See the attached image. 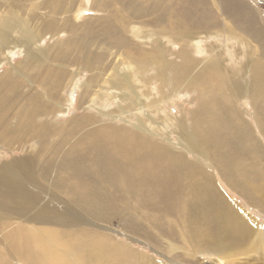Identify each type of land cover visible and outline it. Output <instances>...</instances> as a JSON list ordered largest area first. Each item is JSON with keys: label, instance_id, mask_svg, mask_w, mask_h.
<instances>
[{"label": "rangeland", "instance_id": "1", "mask_svg": "<svg viewBox=\"0 0 264 264\" xmlns=\"http://www.w3.org/2000/svg\"><path fill=\"white\" fill-rule=\"evenodd\" d=\"M156 1L157 0H104L105 3L103 2L100 4V0H73L71 3L64 4L61 9H59V7L58 9L57 7L53 8L51 4L45 3L44 0H11L8 4V6H10L8 9L0 2V19L7 12L8 18L12 17V22L15 21L13 23L15 25H12V29L8 32V41H10L9 48H0V77L6 74V79L17 82L20 89L23 91L30 90V98H38L41 104V110L35 113L34 118L36 122L48 125L54 129L60 126L65 127V134H52L49 135L50 137H48V135L46 136L47 140L52 137V142H54L52 148H56L57 150L55 155L57 160L56 162L49 163L50 170L46 172L37 171L35 180L33 181L34 186L37 188H34V190L38 192V194H36V203L38 202L39 208L40 205H43L47 200L49 201L50 197L55 199L57 196V199L61 200L60 203L64 204L66 209L80 215L79 217H82L80 218L82 219L81 221L84 220L86 223L79 225H55L53 226L54 231L49 230L50 224H35L29 221L26 226L35 225L47 230L49 235L55 238L58 249L64 255V257L60 259L67 260L71 253L73 258L71 264H264V205L260 207L253 205L236 188L234 190L232 189L233 187L230 186V183L224 176L222 178L220 172H218L209 160L198 154H194L192 151H185L180 146L185 142L184 132L189 131L188 129L191 130L192 127V123H190V111L197 108L199 103L202 102V96L205 95V92H208L206 90L216 89L218 86L220 87L223 82H230V78L233 81L236 80L237 84L240 83L242 88L244 85H247L245 79L250 81V75L246 69L245 62L257 57L256 55L261 53V48L264 50V37L260 36L259 27V18H264V0H235V11L237 14L232 19L218 7L221 5L220 0H161V4H157L158 6L156 5ZM221 2L225 4V11L228 1L221 0ZM139 3L143 4V7L148 8L149 11L147 10L148 13L146 15L152 12V9L156 10L157 15L161 13V17L163 12L165 16L166 14L172 13L179 16L180 11L185 10V12L181 13L185 14L188 22H183L181 25L184 24L185 27H188L191 23L194 24V26L191 27L193 32L188 36L186 35V37H180L181 34L175 30V25H172L173 30H169L170 27L168 28V26H170L169 24H171L174 19L172 21L166 20L168 25L162 24L163 27L146 26L144 28L148 32L153 31L154 34L151 35L152 38L150 37L149 40H146L149 42L148 45L143 44L145 38L139 39L140 33H137L132 27L136 22L130 14L134 9L133 5ZM103 4H105V6H102ZM249 8L252 13L248 15ZM255 9L258 10V12H255ZM122 15L128 16V23L122 21ZM206 15L216 20L218 26L216 29L208 28L204 31L206 26L202 28V30L199 29L201 28L200 26H196L201 16L205 18ZM102 16L106 17L108 23L112 25L113 28H116L118 31L120 30L119 34L122 37H120L117 43H112L110 40L113 38L108 39L102 33L98 35L97 33L89 34L84 30L81 31L79 35L80 39H89L94 36V40H96L89 45V49L95 55L94 66H91L92 68L87 69L88 66H85V68L80 69V67L76 65H69L67 69L69 72L66 74V80L64 81L67 83L56 92V97L49 93L48 86L45 88L38 81H34L30 84L28 79L32 78L31 73L33 70H27L26 64L23 62L25 60V46H30L31 49H35L39 46L54 48L55 44L60 45L61 43L60 46L66 44L68 45L66 54L71 57L75 51V43L73 42L78 38V34H76L78 31H76L75 28L63 25L65 24L64 21L66 19L68 21L74 20V24H83L86 23V21L88 22L89 19L90 21L99 20V17ZM246 16H252L253 21H249ZM73 17L74 19H72ZM151 17L152 15L150 18ZM226 17L229 21L227 24L235 28L236 31L234 33L230 34L224 28L223 21ZM243 19H245V21H243ZM48 22H52L55 26L56 34L54 36H50L51 33L49 31L52 30L46 32L43 31L41 27ZM160 22L161 19L159 18L156 20L155 25ZM40 27L41 32L38 33L37 30H39ZM118 31H116V36H118ZM236 32L241 35L236 34ZM156 33H158V35H156ZM168 33H171V35ZM173 33L176 38L172 36ZM141 35H143V33ZM195 36L198 39L196 41H201L200 45L202 48L199 50L203 52L199 54L190 51L191 49L189 50L188 47L184 45L188 44V41H191ZM225 37H227V39H225ZM35 38L37 41H35ZM19 41L22 45H15V43ZM151 43L156 50L163 53L165 60L171 62L172 65H179L181 64L179 62H183V58L181 57L182 50L187 53L190 52L189 55L192 58L194 57L192 61L194 69L192 71L194 72L195 69V71H197L199 68L200 74H203L201 82H203V84L206 83L204 87L205 91L187 87V80H183L179 84L174 85L167 80H163L164 78L162 79L155 74L158 73L155 69V64L147 65L150 69H147V71L145 69L146 65L133 62L135 65L134 71H129L128 69L131 64L128 63L127 57L132 48L136 45L138 47H150ZM71 47L74 48L71 49ZM204 60H208V62ZM262 61L264 62V58H262ZM47 62L53 63L55 60L49 59ZM210 62H215L218 66H221L216 70L218 71L217 73H215L216 71L213 73L212 70H208L206 73L203 72L206 68L205 64L208 65ZM76 63L83 66L80 60H76ZM15 67L16 69H14ZM18 70L20 72L23 71V73H17ZM77 70H79V73L76 75L75 71ZM124 70L127 72L126 77L119 74L124 72ZM165 75H167V73H165ZM206 75L208 76L206 77ZM117 77L119 79L121 78V81H127L129 83H127V85H122L120 82H113ZM108 78L112 80L109 81ZM88 79H90L89 83L87 82ZM70 81L72 85L68 88ZM224 83L221 86H224ZM124 86H128V89H123L122 87ZM67 88L69 89L68 91ZM124 90L129 93L130 98H128V100L120 96L121 92ZM226 90L227 89H216L217 92L223 93H220L222 97L224 95L223 104L231 105L230 99L233 100V96ZM200 91L204 92L202 96H200ZM69 93L71 94L69 95ZM122 99L124 101H121ZM249 99L250 98L244 94L236 98L235 100H238L235 102L236 109L240 108V110L243 111V113L240 112L241 115L248 123L252 124L253 130L256 132L254 134L263 141L264 136L256 120L258 118L257 112ZM138 100L141 101V103L134 104V102ZM28 101L29 97L26 99L24 105L15 107L10 115L9 122L13 121V115L16 114L17 111H20L19 108H24ZM120 105L122 106L119 107ZM146 114L151 116V119L147 120ZM261 116L264 117V114L261 113ZM177 120H179V123ZM136 123H142V125L147 127L144 132L150 135V138L154 141H159V144H163L170 152H172L171 149L181 152L185 151L183 154L186 159L192 162L199 159L201 162L199 168L209 171L208 174L212 177V179L206 178V180H209V186L213 185L211 186V191L221 192L225 195L226 199L235 202L238 205V209L247 213L249 218L246 215H243V218L239 217L240 219L238 222L241 226L238 224L237 227L234 225V228H224L226 225L224 226L222 223H216L217 219L213 218L212 211L215 210V208L211 206L212 203L208 197L204 196V199H202V195L200 194L199 196L197 195L198 198H195L197 197L196 194L202 193L198 192V190L194 191V193L192 191L191 193L187 192V194H185L187 200L191 198V201L190 199L188 201L193 205L194 216L198 221L201 219L203 224H205V227L202 224L201 231H203V233L206 231L204 233V236H207L206 239H208V241L220 242V246L224 247L219 255H213L214 252L209 251L211 248H202L201 253L188 239L184 240V235L182 237L183 233L181 234L182 229L179 227L181 226L179 224L181 220L177 218V216H161L160 213H156L157 202L154 203V199L150 201H153V203H148L143 207H139L135 200L128 199L130 195H121L117 192L115 195L118 200L113 204L114 207H111L110 213L104 212L101 217H94L93 215L90 216L88 212H85V207L80 201V203L77 202V196L73 193L74 190L67 187L69 177H71L70 171L61 166L62 164L58 161V154L68 146L72 139L79 137L84 131L92 129L95 126L105 124L120 126L124 124L125 126L131 127ZM35 141V139L24 136L15 141V145H17L15 147H10L1 141L0 166L4 162H8L14 158L32 155V153L36 151L32 150V147H36ZM250 161H254L255 164ZM256 161L258 160H248V163H252L250 164L251 168L249 165H246L247 161H245L244 163L246 166L243 167L247 168H244L243 171L246 174L250 173L248 176L254 179V181H259L263 176L258 173L259 177L256 174L257 172L252 171H256L257 169L262 171L264 167L263 163H256ZM244 163H242V165ZM248 168L252 170L250 171ZM253 173L257 176H253ZM214 186L218 190L213 188ZM186 191L187 190H184V192ZM190 194L195 195V197ZM187 195L190 197H187ZM258 195L261 196L260 193ZM206 200L208 201L206 202ZM200 201L202 203H200ZM196 202H199V204ZM203 202H205V204ZM206 203L209 206L206 205ZM228 205L229 208H232L231 204ZM207 206L212 209L209 208L208 211ZM35 210L36 204L28 210V218ZM112 210L114 211L112 212ZM240 210H238L239 213H241ZM205 213H208L209 216ZM25 216L26 214H23L21 219H19L13 213L0 215V238L6 239L9 237L8 231L15 227L24 226V223L21 221ZM204 217L206 219H211L205 220ZM130 224L132 225L130 226ZM244 226H247V234L243 230ZM208 227L209 230H206ZM76 229H82V231L78 232L76 236L71 237L70 232ZM85 229L107 234L108 237L112 238L115 247L122 249L123 252L119 254L120 256L116 255L111 263H106L102 259H95L93 262L88 263L86 257L78 254L76 251H72L77 237L85 233ZM211 233L212 236H210ZM241 233L245 234V237L237 239L238 235ZM6 247L2 249L0 243L1 256L5 258L4 252L6 254V260L10 263L23 264L16 251L10 249L7 245ZM112 251H114V249H112Z\"/></svg>", "mask_w": 264, "mask_h": 264}, {"label": "bare ground", "instance_id": "2", "mask_svg": "<svg viewBox=\"0 0 264 264\" xmlns=\"http://www.w3.org/2000/svg\"><path fill=\"white\" fill-rule=\"evenodd\" d=\"M10 1L11 0H0L1 4L6 6V9L10 7L8 6ZM72 1L73 0H44L45 3H49L53 8L57 7V9L58 7L61 9L64 4L71 3ZM227 1L228 5L225 11V4L222 3L221 0V5L218 7L223 13L232 19L237 14L235 11V0ZM103 2L104 0H100V4ZM157 4H161V0H157L156 5ZM102 6H105V4ZM133 6L134 9H131L132 11L130 14L136 24L132 27L137 33H140L139 39H142L143 37L145 38V41L143 42L145 45L149 44L146 40H149L154 32H148L144 28L146 26L157 27L162 26V24L168 25V20L172 21L174 19V21L169 24L170 26H168V28L170 27L169 30H173L172 25H175V30L181 34L180 37H186V35L188 36L193 32L191 27H193L194 24L191 23L188 26L189 28L185 27L184 24L181 25L183 22H188L185 14L181 13L185 12V10L180 11L179 16L175 13L166 14L165 16V13L163 12V19L161 13H158L159 15H157L156 10L154 9L146 15L149 10L148 8L143 7L144 5L141 3ZM52 7L51 9L53 11ZM254 11L258 12L256 9ZM248 12V15L252 13L250 8ZM151 15L152 17L150 18ZM122 16V21L128 23V16ZM74 17L72 19H74ZM10 18H8L6 12V14L0 19L1 49L9 48L10 41H8V32L12 29V25H15L13 24L15 21L13 20L14 22H12L13 18ZM159 18L161 19V22L155 25L156 20ZM247 19L251 22L253 21L252 16L247 17ZM243 21H245V19H243ZM64 23L65 24L63 25L75 28V30L78 31V33H76L78 34V38L73 42L75 43V51L71 57L66 54L68 45L65 44L60 46L61 43L60 45L55 44L54 48H45L41 46L35 49H31L30 46H25L24 48L25 60L23 62H25L27 70H33L31 73L32 78L28 79V81L30 84L34 81H38L45 88L48 86L49 93L53 96H55L56 92L67 83L64 81L66 80V74L69 72L67 70L69 65H76L77 67H80V69L85 68V66H88L87 69H90L92 68L91 66H94L95 55L89 49V45L96 40H94V36L89 39H80L79 35L82 30L89 34L97 33L99 35L102 33L108 39L113 38L110 40L112 43H117L120 37H122L119 34L120 30L118 31L116 28H113V26L108 23L105 16L99 17V20L97 19L95 21H90L89 19L88 22L86 21V23L83 24H74V20L68 21L67 19ZM227 23H229V21L226 17L224 18L223 26L228 33H234L236 31L235 28L230 27ZM196 26H200L201 28L199 29L201 30L206 26L205 30L203 29L204 31L208 28L216 29L218 27L216 20L209 15H206L205 18L201 16V19L197 21ZM41 27L43 31L46 32L52 30L49 31L51 33L50 36L56 34L55 26L52 22L43 24ZM41 27L37 30L38 33L41 32ZM259 27L260 36L264 37V18H259ZM116 31H118V36H116ZM142 33L145 36L141 35ZM236 34L241 35L237 32ZM156 35H158V33H156ZM169 35H171V33ZM172 36L176 38L174 33ZM37 39L35 41H37ZM225 39H227V37H225ZM196 40L198 39L195 36L191 41L187 40L188 44L184 45L187 46L189 50L191 49L190 51L199 54L203 52L199 50L202 48L200 45L201 41ZM152 43L150 44V47H138L136 45L132 48L127 57L128 63L131 64L128 69L129 71H134L135 65L133 62L146 65V70H150L148 68L149 65L155 64V69L158 71V73L155 74L162 79L164 78L163 80H167L173 85L179 84L183 80H187V87L205 91L204 87L206 83L203 84V82H201L203 74H200L199 68L197 71H195L196 69L194 72L192 71L194 69V64L192 65L194 57L192 58L189 55L190 52L187 53L182 50L181 57L183 58V62H179L181 63L179 65L175 63H173L175 65H172L171 62L165 60L161 51L154 48ZM15 45L22 44L19 41L15 43ZM73 48L71 47V49ZM256 56L257 57L245 62L246 69L250 75V81L245 79L247 85H244L242 88L240 83L237 84L236 80H234V82L230 78V82H223L225 84L224 86H221L223 85L222 83L220 87L218 86L216 88L222 90L227 89L231 93L230 95L233 96V100L230 99L231 105L223 104L224 95L222 97L221 94L223 93L220 92V94L216 89L206 90L208 92H205V95H203L204 92L200 91V96L203 95V100L199 103L197 108L190 111V123H192V127L191 130L188 129L189 131L184 132L185 142L180 146L185 151H192L194 154H198L209 160L218 172H220L222 178L224 176V178L230 183L233 190L236 188L249 202L260 207L261 205H264V170L260 171L257 169L256 171H252L257 172V175L259 173L263 176L261 177V180L254 181V179H251V177L248 176L250 173L246 174L243 171L244 168H247L243 166L249 165L251 168L250 164L252 163H248V160L253 159L258 160L256 163H263L264 167V140L262 141L254 134L256 132H254L252 124L248 123L247 120L243 118L240 113H243V111H241L240 108L236 109L235 105V102L238 101L235 99L242 94L247 95L250 98L249 100L252 102V105L257 112L258 118H255H257L256 120L258 121L259 127L264 136V117L261 116V113L264 114L263 48H261V53ZM49 59L55 60V62H47ZM76 60H80V63L83 66L78 65ZM206 62H208V60ZM205 65L206 68L203 70L204 73L208 70H212L214 73V71L221 67L215 62H210L208 65ZM14 69H16V67ZM147 71L146 73L148 74ZM75 72L77 75L79 70ZM217 72L218 71L215 73ZM17 73L22 74L23 71L20 72L18 70ZM126 73V70H124V72L119 74L126 77ZM165 73H167V75H165ZM207 76L208 75H206V77ZM108 80L111 81L112 79L108 78ZM89 81L90 79L87 80L88 83ZM113 82H120L122 85H127V83H129L127 81H121V78L119 79L118 77ZM71 85L72 82L70 81L68 88H70ZM127 87L128 86H124L122 88L126 89ZM68 88L67 91L69 90ZM126 90L122 91L120 96L128 100L130 97ZM29 91L30 90L23 91L18 87L17 82L7 80L6 74H3L0 77V142L2 141L10 147H15L17 146L15 145V141L18 138L27 136V138L36 140V147H32V150L36 151L32 153V155L14 158L8 162H4L0 166V215L13 213L21 219L22 215L26 214L25 218L21 221L24 223V226L15 227L8 231L9 237L6 239L0 238V243L2 249L7 245L10 249L15 250L23 264H71L73 262L71 253L67 260L60 259L64 257V255L58 249L55 243V238L49 235L47 230L35 225L26 226L29 221H32L35 224H50L49 230L54 231L53 226L55 225H79L85 223L84 220L81 221L82 219L80 218L82 217H79L80 215L66 209L64 204L60 203L61 200L57 199L56 195H54L56 196L55 199L50 197L49 201L47 200L38 208V202L36 203V194H38V192L34 190V188H37L34 186L33 181L35 180L37 171L46 172L50 170L49 163L56 162L57 160V158H55L57 150L56 148H52V144H54L51 139L52 137L47 140L46 136L48 135V137H50L49 135L52 134H65V127L60 126L54 129L48 125L36 122L34 116L36 112L41 110V104L37 97L30 98ZM70 94L71 93H69V95ZM28 97L29 101L27 105L24 108H19L20 111H17L16 114L13 115V121L9 122L10 115L15 107L24 105ZM121 101L124 100L122 99ZM136 103L140 104L141 101H135L134 104ZM121 106L122 105L119 107ZM146 119H151V116L146 114ZM178 121L179 120H177V122ZM146 129L147 127L142 125V123H136L131 127L125 126L124 124H121L120 126L115 124H105L86 130L79 137L72 139L68 146L58 154V161L62 164L61 166L70 171L71 177H69V182L67 183L68 186H66L74 190L73 193L77 196L76 200L77 202L80 201L85 207V212H88L90 216L93 215L94 217H101L104 212L110 213L111 207H114L113 204L118 200L115 195L117 192L121 195H130L128 199L135 200L139 207H143L148 203H153V201H150L154 199V203H158H156L157 209L153 207L156 209V213H160L161 216H177V218L181 220L179 223L181 226L179 227L182 229V232H180L181 234L183 233L182 237L184 235V240L188 239L191 244L198 248L199 252L202 251V248H211L209 251L214 252L213 255H219L224 247L220 246V242L212 240L208 241V239H206L207 236H204L206 231L204 230V233L201 231L203 222L201 219L198 221L194 216V208L190 202L191 198H189L190 201H188L189 199L187 200L185 194H187V192L191 193L192 191L194 193V191L198 190V192L202 193L196 194V196L201 194L202 199H204V196L208 197L212 203L211 206L215 208V210L212 211L213 218L221 221L216 220V223H222V225L227 226L224 228H234V225L237 227L239 224V217L243 218V215L248 217L247 213L238 209V205L232 200L230 201L226 199L225 195L221 192L218 193V191H211V186L213 185L209 186V180H206V178L212 179V177L208 174L209 171L206 169L201 170L199 168L201 166L199 159L192 162L186 159L183 154L185 151L181 152L171 149L172 152H170L163 144H159V141L156 142L151 139V136L144 132ZM245 161H247L246 165L244 163ZM242 163L244 164L242 165ZM251 170L252 169H250V171ZM256 174L253 173V176ZM213 188L216 189L215 186ZM184 190L187 191L184 192ZM259 193L261 196L258 195ZM188 196L189 195H187V197ZM191 196L195 197V195ZM198 196L195 198H198ZM208 200H206V202ZM196 203L199 204V202ZM200 203L202 202L200 201ZM203 203L205 204V202ZM35 204L36 210L28 218V210ZM228 204H231L233 209L229 208ZM206 205L208 204L206 203ZM208 206L207 209L209 211L210 207L208 208ZM238 210H240L241 213H239ZM113 211L114 210H112V212ZM205 214L207 215L208 213ZM204 219L210 220L211 218L206 219L204 217ZM131 225L132 224H130V226ZM203 225L205 227V224ZM239 226L241 225L239 224ZM206 230H209V227L208 229L206 228ZM243 230L247 234V226H244ZM81 231L82 229L71 231V237L76 236L77 233ZM98 232L99 231L85 229V233L80 234L77 237V241H75L72 251H76L78 254L86 257L88 263L93 262L95 259H102L106 263H111L115 256L121 254L123 250L115 247L112 238L108 237L107 234ZM210 236H212V233ZM243 237H245V234L241 233L238 235L237 239ZM112 249H114V251H112ZM3 254L5 258H3L0 253V264H12L6 260V254L4 252Z\"/></svg>", "mask_w": 264, "mask_h": 264}]
</instances>
